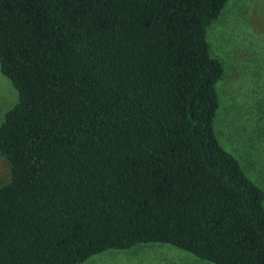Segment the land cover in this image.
Masks as SVG:
<instances>
[{
    "label": "trees",
    "instance_id": "16d2710c",
    "mask_svg": "<svg viewBox=\"0 0 264 264\" xmlns=\"http://www.w3.org/2000/svg\"><path fill=\"white\" fill-rule=\"evenodd\" d=\"M229 0H0V264H82L158 243L264 264V191L219 143Z\"/></svg>",
    "mask_w": 264,
    "mask_h": 264
},
{
    "label": "rangeland",
    "instance_id": "374dc122",
    "mask_svg": "<svg viewBox=\"0 0 264 264\" xmlns=\"http://www.w3.org/2000/svg\"><path fill=\"white\" fill-rule=\"evenodd\" d=\"M208 42L225 74L216 86L219 109L214 130L255 185L264 191V0H229L214 22ZM19 95L0 65V126ZM12 177L0 154V186ZM82 264H213L175 247L151 243L129 250H108Z\"/></svg>",
    "mask_w": 264,
    "mask_h": 264
}]
</instances>
